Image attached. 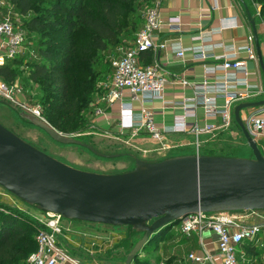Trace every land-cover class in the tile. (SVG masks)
I'll use <instances>...</instances> for the list:
<instances>
[{
  "label": "water",
  "instance_id": "obj_1",
  "mask_svg": "<svg viewBox=\"0 0 264 264\" xmlns=\"http://www.w3.org/2000/svg\"><path fill=\"white\" fill-rule=\"evenodd\" d=\"M251 24L264 76L261 45L256 25ZM2 103L18 111L16 106ZM263 108L264 100L242 103L234 111L252 158L190 155L160 162L135 158L132 171L115 175L71 168L0 124V187L25 204L66 220L131 227L142 235L126 256L125 264H132L155 237L163 238L191 215L264 211V155L240 115ZM24 118L57 143L84 147L102 159L117 157L65 136L32 115Z\"/></svg>",
  "mask_w": 264,
  "mask_h": 264
},
{
  "label": "built area",
  "instance_id": "obj_2",
  "mask_svg": "<svg viewBox=\"0 0 264 264\" xmlns=\"http://www.w3.org/2000/svg\"><path fill=\"white\" fill-rule=\"evenodd\" d=\"M159 1H155L152 8L145 14V24L137 33L133 44L127 50L123 51L118 57H115L112 64V76L105 86V95L102 100L107 103L109 108L116 104L121 107L119 128L121 134L130 132L136 136L144 133L149 135L154 141L160 143L162 151L174 149L166 141L169 136L176 135H194L196 138L201 134L208 132L209 128H200L196 122H189L188 118H195L194 112H189L196 108V105L185 107L186 114L177 117L172 126L159 128L155 123L156 112L143 110L141 113H133L130 103H127L128 96L131 101H138L142 104L153 100H162L166 87L171 85L191 86L187 80L179 81L178 77L174 79L165 78L158 66H143L142 56L145 53H152L156 56L160 51L168 50L180 59H183L187 52L201 59H206V50L202 47L184 50L177 45H168L156 39V33L162 27ZM258 17L261 19L258 10ZM207 21L210 17H202ZM264 28V20H262ZM180 19L178 17L169 19L168 25L178 26ZM26 35L21 27L12 22L9 16H0V67L4 66L6 61L29 54L34 59V52H26ZM239 51H245L248 60L257 58L256 51L250 47H244ZM220 65L225 76L218 77L215 68L206 67V77L202 84L195 85L196 90L201 94L213 92L216 95H223L227 103L221 113L226 131H230L235 125V119L230 113V101H244L249 98L252 86L247 84L248 69L244 62L238 59L236 50H230L221 58ZM246 76L243 81L239 80L237 74ZM212 78V79H211ZM202 96V95H201ZM207 116H216L218 114L217 101L206 96L202 97ZM0 100L9 104L20 101L15 96L13 88L0 80ZM24 108L34 117L45 121L42 118L38 107L24 106ZM101 112L99 111L98 114ZM191 114V115H190ZM190 115V116H189ZM249 133L255 141L264 139V115L252 114L244 122ZM200 143L196 140V152L199 155ZM264 211H243V212H222V213H200L191 215L185 220L179 222V233L185 237H191L193 234L201 236L200 251L188 253L184 258L175 264H264L255 257H249L246 251V245H252L261 242V251L264 254V217L261 215ZM49 219L43 223V228L36 237L37 251L30 256L28 264H62L72 262L78 264L67 254L68 249L60 246V238L67 237L72 233L71 224L65 226L64 219L61 216L46 213ZM249 218L259 220L256 223H248ZM209 232L217 236L216 251H212L202 238L203 233ZM163 264V263H162Z\"/></svg>",
  "mask_w": 264,
  "mask_h": 264
},
{
  "label": "rangeland",
  "instance_id": "obj_3",
  "mask_svg": "<svg viewBox=\"0 0 264 264\" xmlns=\"http://www.w3.org/2000/svg\"><path fill=\"white\" fill-rule=\"evenodd\" d=\"M91 1L90 7L95 6L101 0ZM36 3L39 10H34L24 18L6 0H0V16H9L12 22L24 30L26 35L24 48L26 52H34L36 55L35 51L39 49H50L54 55H62L66 43L63 38L66 30L64 21L67 18L66 11L72 6V3L68 1L61 3L65 11L64 14L53 13V0H36ZM150 6L151 4L141 1L132 4L135 16L134 21L136 23L139 25L143 23L146 11ZM31 15L45 18L44 30H30L25 25V19H28ZM126 21L127 18L125 16L121 22L122 27L126 25ZM53 22L57 23L54 27H52ZM134 36L135 32L133 30L122 32L119 44L114 49L95 53V59L91 66L92 81L95 85L93 105L90 107L89 114L91 125L88 130L80 134L63 135L73 139L80 138L87 145L107 155L129 154L140 159L160 161L170 157L197 155L196 140L194 138L191 142L185 144L179 143L172 150L162 151L158 149V146L151 140L150 136L144 133H141L138 137L131 138L127 135L104 133L99 131L94 125L96 109L102 103L101 100L106 93L105 86L112 76L111 62L116 56L132 46ZM72 37L71 41L73 40L74 45H77L79 43L78 32L72 35ZM33 58V60L29 59V54H27L25 56L23 55V58L18 56L12 62L16 67L15 72L17 76L14 82L9 84L13 88L15 96L21 105L18 102L12 104L18 108V111H16L0 100V124L37 150L76 170L104 175H115L132 171L135 168V162L132 160L125 158L102 159L84 147L62 145L53 141L44 131L24 118V115H31L24 108V106H29L31 108L38 107L44 119V109L41 100L46 95L45 89L42 88L39 82L30 80L32 67L37 64L35 57ZM199 143L201 154L204 152H212L214 154H234L244 158H252V153L239 128L234 142L211 141L208 136H204L200 138ZM5 214L15 217L20 222L19 227H22L28 233L32 231L38 233L43 228V223L49 219L45 212L25 204L0 187V218ZM261 215L264 217V212ZM255 220L257 219H248L250 223L259 221ZM63 224L65 226L71 224L74 232L69 234V237L60 238V246L69 249L67 245L70 244L76 251L78 250L88 255V257L82 259L84 264H125L126 255L120 256V251L127 250L129 244L135 246L142 238V235L138 233L131 234L132 231L128 227L113 228L103 225L79 223L78 221L66 219H64ZM179 225V223L175 225L159 243L150 245L151 248L148 251L142 252L141 256L148 257L153 264H174L180 255L179 248L175 246V241L177 240L167 239L176 235ZM208 234L210 233L205 232V235ZM131 235L132 238H130L128 244L125 240ZM213 237L217 239V236L214 235ZM260 247L261 244H258L259 249ZM259 256L261 257V253H259ZM29 257L21 259L18 264H27ZM93 257H100L101 259L100 261H94Z\"/></svg>",
  "mask_w": 264,
  "mask_h": 264
},
{
  "label": "crops",
  "instance_id": "obj_4",
  "mask_svg": "<svg viewBox=\"0 0 264 264\" xmlns=\"http://www.w3.org/2000/svg\"><path fill=\"white\" fill-rule=\"evenodd\" d=\"M156 1L160 3L159 11L162 22L160 31L156 33V39L168 45H177L184 50L202 47L206 50L207 58L201 59L199 56H194L192 53L187 52L185 57L180 59L177 58L170 49L160 51L156 56L150 52L145 53L141 60L143 66H158V69L165 78L171 80L178 77L179 81L187 80L192 85L182 86L169 84L163 93L162 100L156 99L149 103L142 104L138 101H131L128 99L129 97L126 96L127 103H130L132 106L133 113H141L143 110L148 112L158 111L159 113H156L157 115L154 120L159 128L172 126L177 117L186 114L187 109L185 107L196 105L195 109L189 111L195 113V118H192L190 114L191 117L188 118V121L198 123L202 129L208 127L209 131L201 134L198 138L191 134L169 136L166 142L172 147H176L179 143L185 144L191 142L194 139L200 142V138L204 136H208L211 141L234 142L237 137L238 127L234 125L230 131H226L223 128L224 120L221 113L223 107L227 103L225 97L223 95H216L211 91L201 94L199 90H196L194 84H202L206 77V67L215 68L217 78L225 76L220 67L222 64L221 58L229 54L230 50L235 49L238 59L247 66V84L252 86V89L249 92L250 96L248 99L244 101H230L228 103L230 105L231 115L234 117L235 108L242 103H257L264 100V76L258 57L255 60H248L247 53H245V51H239V49L241 50L244 47H250L256 51L254 31L251 24L254 22L264 62V28L261 19L257 15V8L252 0H242L244 3H242L241 0ZM205 16L210 17V19L203 21L202 17ZM175 17L180 19V24L170 27L168 25L169 19ZM237 77L240 81L246 79V76L241 73H238ZM203 96L217 101L219 109L217 110L218 114L216 116L206 115L202 99ZM101 102L102 103L98 106L94 115V125L99 131L104 133L121 134V129L118 126L121 107L119 104H116L109 108L107 103ZM99 111L101 112L100 114H98ZM252 114L264 115V108L261 110L251 109L242 111L240 115L243 122H245ZM123 135H127L131 138L139 136H133L130 132L123 133ZM151 140L158 146V149L162 150L160 143L154 141L152 138ZM166 159L169 158L162 160ZM140 160L147 162L157 161L149 159ZM249 221L247 220L248 223H250ZM73 232L72 229V233ZM69 236L68 234L67 237ZM202 238L212 251H216V239H214L212 234L205 235V233H203ZM170 239L177 240L175 241V246H177L180 251L179 258H177L175 263L184 258L188 253L193 251L197 252L202 249L201 236L199 234L185 237L177 231L176 235L167 240ZM258 244H261V242L256 243L253 247V249L257 251V254L250 252L249 257L253 258L256 256V259L262 261L264 254L263 251H261V247L260 249L258 248ZM67 246L69 247L67 254L70 258L78 264H84L82 259L88 257V255L78 250L76 251L70 244ZM120 252V256L127 255L122 250ZM258 252L261 253V257ZM100 259V257H93L94 261H100ZM62 264L74 263L65 262Z\"/></svg>",
  "mask_w": 264,
  "mask_h": 264
},
{
  "label": "trees",
  "instance_id": "obj_5",
  "mask_svg": "<svg viewBox=\"0 0 264 264\" xmlns=\"http://www.w3.org/2000/svg\"><path fill=\"white\" fill-rule=\"evenodd\" d=\"M6 1L14 6L24 18L34 10H39L36 0ZM53 1L52 11L54 14L65 13L61 5L62 2L72 3V6L66 11L67 18L64 21L66 28L63 37L66 41L65 48L62 55H54L50 49L35 51L37 64L32 67L30 80L39 82L45 89L46 95L41 100L45 121L61 134L77 135L88 130L91 125L89 114L95 95L91 66L95 59V53L114 49L119 44L122 32L125 31L133 30L135 32L134 41L137 33L145 24V18L140 25L134 21L132 4L137 1L146 2L151 4L148 8L150 9L156 0H101L92 7H90L91 0ZM252 2L259 10L261 19L264 20V0H252ZM125 16L127 18L126 25L122 27L121 22ZM25 20V25L30 30H44L45 18L31 15ZM56 24L53 22L52 27ZM77 32L79 43L74 45L71 39L73 38L72 35ZM21 57L23 58V56ZM29 59L33 60L30 57ZM14 60H8L4 66L0 67V80L8 86L14 82L17 76L16 67L12 64ZM235 125L238 127L236 122ZM75 140L86 144L80 138ZM258 144L264 155V140L259 141ZM199 155L244 158L234 154H214L212 152H204L203 154L199 152ZM122 158L135 162V157L129 154H117L114 159ZM19 224L20 222L15 217L8 214L0 218V264H18L21 259L33 255L38 249L36 241L38 233L35 231L28 233L19 227ZM128 228L131 229V234H137L131 227ZM130 238L132 235L125 242L129 244ZM161 239V235L155 237L154 241L147 245L142 252L148 251L151 248L150 245L159 243ZM133 248L134 245L129 244L127 250L122 251L128 255ZM245 249L249 254L250 252L257 254L253 246L246 245ZM141 253L132 264H153L148 257L141 256Z\"/></svg>",
  "mask_w": 264,
  "mask_h": 264
}]
</instances>
